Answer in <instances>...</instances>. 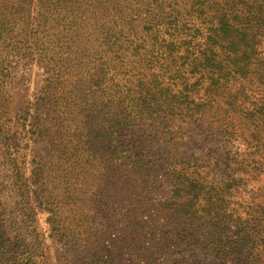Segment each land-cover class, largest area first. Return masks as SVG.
Instances as JSON below:
<instances>
[{
  "label": "rangeland",
  "instance_id": "374dc122",
  "mask_svg": "<svg viewBox=\"0 0 264 264\" xmlns=\"http://www.w3.org/2000/svg\"><path fill=\"white\" fill-rule=\"evenodd\" d=\"M0 1L4 22L7 3ZM80 1L78 9L88 17L96 5ZM75 2L45 5L44 14L68 16ZM32 11L28 21L13 11V23L7 32L6 26L0 31L8 39H0V181L7 184L10 166L17 164L22 183L36 190L25 200L43 205L37 229L51 264H261L263 251L251 257L241 240L245 221L264 206V171L250 167L264 120L249 122L246 104L230 116L233 134L217 143L199 137L190 123V143L178 139L173 163H184L187 176L198 179L202 191L187 188L174 194L167 182L170 168L154 169L156 159L148 154L129 159L105 155V138H95L92 123L87 125L91 112L105 113L107 82L98 35L78 47L69 38L59 43L47 32V18ZM86 29L87 35L94 31L92 25ZM60 31L66 33L64 26ZM35 38L39 46L31 51ZM247 69L251 86L252 68ZM58 74L62 84L52 79ZM43 109L51 116L44 127L38 124ZM123 161L147 164L131 180L132 187L129 172L119 168ZM220 187L226 191L224 217L216 218L220 211L207 200L190 202L193 194L201 193L202 199ZM212 219L225 220L228 228L217 234L205 225ZM257 240L264 241V234ZM219 244L224 248L221 262L209 255Z\"/></svg>",
  "mask_w": 264,
  "mask_h": 264
},
{
  "label": "trees",
  "instance_id": "16d2710c",
  "mask_svg": "<svg viewBox=\"0 0 264 264\" xmlns=\"http://www.w3.org/2000/svg\"><path fill=\"white\" fill-rule=\"evenodd\" d=\"M3 1L7 6L0 31L6 26L7 32L13 23V11L14 15L24 13L28 21L27 16L32 17V10L37 9L47 18V32H53L59 43L69 38L78 47L98 35L107 82L105 113L91 112L87 125L92 123L95 138L98 134L105 138V155L117 153L129 159L148 154L156 159L154 169L170 168L167 182L174 194L187 188L202 191L199 180L187 176L184 163H173L181 145L178 139L184 145L190 143V123L199 137L217 143L233 134L230 116L246 104L249 122L264 120V0H90L96 7L88 17L78 9L80 0L68 16L44 14V8L60 1L66 7L69 0ZM91 25L94 31L87 35ZM62 26L66 33L60 31ZM4 38L8 41L0 35ZM38 46L37 38L30 41L31 51ZM249 67L251 86L245 78ZM61 78L58 74L52 79L62 84ZM39 112L38 124L44 127L51 116L44 109ZM260 151L264 154V134L250 162L253 169L264 171ZM146 166L142 161H123L119 168L129 172L131 181ZM10 167L11 180L0 181V263L51 264L37 229L43 205L36 199L25 200L36 190L22 183L21 167ZM158 177L155 173V183ZM205 194L209 196L202 199L201 193L193 194L190 202L207 200L220 211L215 217H224L220 213L225 209L226 191L220 187ZM45 211L52 216L53 211ZM255 213L245 221L246 237L241 241L250 256L262 250L260 262L264 264V241L257 240L264 234V206ZM206 224L217 234L229 225L213 219ZM211 249L209 255L221 262L224 248L219 244Z\"/></svg>",
  "mask_w": 264,
  "mask_h": 264
}]
</instances>
